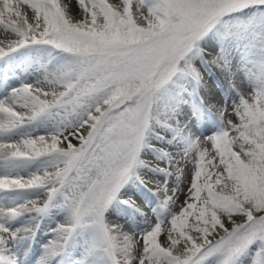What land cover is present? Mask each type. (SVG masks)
<instances>
[{"label":"snow or ice","instance_id":"obj_1","mask_svg":"<svg viewBox=\"0 0 264 264\" xmlns=\"http://www.w3.org/2000/svg\"><path fill=\"white\" fill-rule=\"evenodd\" d=\"M0 89V264H264V0H0Z\"/></svg>","mask_w":264,"mask_h":264},{"label":"rangeland","instance_id":"obj_2","mask_svg":"<svg viewBox=\"0 0 264 264\" xmlns=\"http://www.w3.org/2000/svg\"><path fill=\"white\" fill-rule=\"evenodd\" d=\"M217 76H218V74H217ZM219 77H220L221 81L224 83L225 88H227V81L224 80L223 76H219ZM206 79L208 80L209 86L216 93L217 98H219L222 95V93H220L219 89L216 87L215 82L207 76H206ZM0 90H2V89H0ZM245 91H248V90L245 89ZM120 222L123 223V221H120ZM43 234H46V236L49 235L47 226L45 227V230L41 234V239H44V237H46V236H43Z\"/></svg>","mask_w":264,"mask_h":264},{"label":"bare ground","instance_id":"obj_3","mask_svg":"<svg viewBox=\"0 0 264 264\" xmlns=\"http://www.w3.org/2000/svg\"><path fill=\"white\" fill-rule=\"evenodd\" d=\"M43 236H46V234H43ZM39 248V242L37 244V249ZM37 252L34 250L28 257V264H34V260L36 258ZM23 258V257H22Z\"/></svg>","mask_w":264,"mask_h":264},{"label":"trees","instance_id":"obj_4","mask_svg":"<svg viewBox=\"0 0 264 264\" xmlns=\"http://www.w3.org/2000/svg\"><path fill=\"white\" fill-rule=\"evenodd\" d=\"M218 75L221 76L220 73H218Z\"/></svg>","mask_w":264,"mask_h":264}]
</instances>
